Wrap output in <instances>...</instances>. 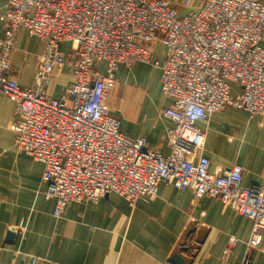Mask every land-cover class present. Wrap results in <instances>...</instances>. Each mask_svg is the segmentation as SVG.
<instances>
[{"label":"built area","instance_id":"2783aa9c","mask_svg":"<svg viewBox=\"0 0 264 264\" xmlns=\"http://www.w3.org/2000/svg\"><path fill=\"white\" fill-rule=\"evenodd\" d=\"M181 6L171 0H8L1 16L0 94L15 107V146L43 165L45 197L54 199L57 219L72 203L96 205L109 194L134 209L154 201L163 184L191 190L197 200L219 199L249 219L248 250L264 253V187L245 186L237 164L212 173L198 126L227 108L264 115V0L198 6L184 0ZM21 30L44 45L29 87L13 75ZM157 43L163 60L154 56ZM66 44L71 53L62 52ZM135 63L161 72L160 90L171 101L163 112L171 123L167 155L124 133L109 109L117 73ZM59 65L70 66L75 82L54 98L46 88ZM39 260L32 257L31 264Z\"/></svg>","mask_w":264,"mask_h":264},{"label":"crops","instance_id":"0c3cea01","mask_svg":"<svg viewBox=\"0 0 264 264\" xmlns=\"http://www.w3.org/2000/svg\"><path fill=\"white\" fill-rule=\"evenodd\" d=\"M171 1L182 9V0ZM202 1L193 0V5ZM7 3L0 0V40ZM153 50L156 59H164L162 44ZM43 52L41 41L20 31L11 59L21 87L32 84ZM99 69L105 72V63ZM74 82L69 65L56 66L47 93L59 98ZM160 84L161 72L152 65L121 67L108 106L114 105L109 109L124 133L146 138L151 148L167 155L171 123L163 112L171 101ZM56 87L62 92L56 94ZM232 92L237 95L239 87L234 85ZM14 108L0 94V264H31L32 257L40 259L37 264H264V253L247 247L252 222L219 199L197 200L191 190L162 184L154 201H139L134 209L109 194L96 205L72 203L55 218V201L45 197L43 165L15 146ZM198 126L206 135L203 154L212 173L237 164L245 186L264 187V115L251 118L227 108Z\"/></svg>","mask_w":264,"mask_h":264},{"label":"rangeland","instance_id":"374dc122","mask_svg":"<svg viewBox=\"0 0 264 264\" xmlns=\"http://www.w3.org/2000/svg\"><path fill=\"white\" fill-rule=\"evenodd\" d=\"M177 1H180V0H177ZM183 1V0H182ZM182 1H181V3H182ZM176 6L178 7L179 5H177L176 4ZM179 9H181V8H179ZM20 33V32H19ZM18 33V34H19ZM63 52L65 53V54H68V53H71L70 52V45L69 44H66V45H64L63 47ZM52 78H53V75H52V77H51V80H52ZM55 86H58V85H56L55 84ZM57 89H56V94H58V93H61L62 92V90L60 89V87H56ZM112 110L114 109V105L112 104V103H110V106H109Z\"/></svg>","mask_w":264,"mask_h":264},{"label":"water","instance_id":"95a60500","mask_svg":"<svg viewBox=\"0 0 264 264\" xmlns=\"http://www.w3.org/2000/svg\"><path fill=\"white\" fill-rule=\"evenodd\" d=\"M10 237H11V234H10Z\"/></svg>","mask_w":264,"mask_h":264}]
</instances>
